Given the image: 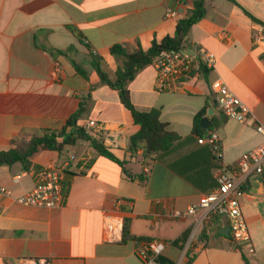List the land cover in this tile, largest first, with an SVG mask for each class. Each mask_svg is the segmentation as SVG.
<instances>
[{"label":"crops","instance_id":"crops-1","mask_svg":"<svg viewBox=\"0 0 264 264\" xmlns=\"http://www.w3.org/2000/svg\"><path fill=\"white\" fill-rule=\"evenodd\" d=\"M200 0H0V151L23 149L35 137L66 126L80 102L85 111L77 125H102L105 144L126 162L134 178L79 141L59 154L44 151L25 170L20 163L0 167V184L12 190L0 199V264L46 260L49 264H144L138 252L147 241L167 243L162 256L174 264H264V193H250L257 175L247 178L239 200L249 226V248L232 245L221 234L227 219H213L209 238L183 217L191 205L217 187L221 170H231L241 156L264 141L256 124L264 123V0H203L205 16L192 26L184 49L201 47L215 58L207 74H193L168 89H156L153 65L141 69L128 87L140 111L158 108L161 120L180 139L155 159L124 153L139 131L116 89L103 84L90 52L113 78L121 59L110 49L148 50L154 40L174 36L177 23ZM170 8L175 16L167 17ZM94 52V53H93ZM75 62L87 74H79ZM57 70V71H56ZM221 78L253 112L240 123L224 116L212 82ZM213 114L208 116V111ZM198 113L216 126L220 154L200 144L194 133ZM74 160L66 165V160ZM63 167L64 203L58 208L23 205L16 196L34 184L33 170ZM144 174L143 181L138 178ZM262 176V175H261ZM264 186V174H263ZM129 238L119 241L124 221ZM113 231L114 235L110 233ZM185 236L186 242L172 243ZM143 240V241H140Z\"/></svg>","mask_w":264,"mask_h":264},{"label":"built area","instance_id":"built-area-1","mask_svg":"<svg viewBox=\"0 0 264 264\" xmlns=\"http://www.w3.org/2000/svg\"><path fill=\"white\" fill-rule=\"evenodd\" d=\"M167 17L175 16V12L168 8ZM254 41L264 43V34L254 36ZM94 53V52H93ZM215 63V58L201 47L193 50L181 49L163 51L154 58L151 65L157 72L156 89L164 91L173 83L188 78L193 74H203L202 67L210 69ZM57 71V70H56ZM212 89L216 95V102L220 112L228 119L244 123L255 119L252 110L240 99L221 78L212 82ZM94 129L96 134L104 135L103 127L95 121H89L84 127ZM256 130L264 136V123H257ZM200 144H208L216 154H220V138L216 132H210L199 137ZM74 156L66 160L69 165ZM264 174V141L256 148L244 153L236 166L231 170H221L217 175V187L204 195L197 203L191 205L183 217L194 220L197 228L204 230L213 219L224 217L230 228V241L233 246L254 250L250 244V231L243 214L239 195L248 177ZM33 186L15 197L23 205L58 208L64 203L65 197V172L63 167H41L33 170ZM12 190L0 184V199L11 197ZM167 243L163 241H147L139 250L138 255L144 264H158L155 259L166 250ZM19 264H49L46 260L35 261L21 260Z\"/></svg>","mask_w":264,"mask_h":264},{"label":"trees","instance_id":"trees-1","mask_svg":"<svg viewBox=\"0 0 264 264\" xmlns=\"http://www.w3.org/2000/svg\"><path fill=\"white\" fill-rule=\"evenodd\" d=\"M230 1L241 7L234 0ZM243 10L252 21L260 24L264 29V22L254 17L245 9ZM205 14L206 8L204 1H197L191 14L178 21L174 36H167L161 40H154L148 50H143L139 47L133 51H128L120 45L113 46L110 49L111 54L121 59V63L117 67L113 78L104 71L101 60L90 52V55L92 56L91 63L96 74L100 78V81L119 92L121 103L130 112L134 123L139 126V131L130 138V145L128 150H124V153L136 155L138 150L143 148V161H148L147 165H149L150 161L155 159L161 153H166L171 150L175 143L180 139V136L171 131L168 128L169 126L167 123L162 122L160 109L152 108L148 111L138 110L132 102L128 84L141 69L151 65L154 58L161 52L184 49V44L187 40L190 29L194 24L200 21ZM73 65L79 74L87 78L86 72H84L80 66L75 62H73ZM202 71L204 74H207L209 70L202 67ZM84 111L85 104L80 102L79 109L68 118L66 126L63 129L45 133L41 137L32 138L23 149L13 148L8 151H0V167L12 166L16 163H20L25 170H29L32 164L31 159L36 154L44 151H55L61 154L66 147L74 146L79 141H84L87 142L99 155L117 163L127 177L134 178V176L127 170L126 162L120 159L113 152L112 148L105 144L103 133L96 134L94 129H86L77 125V121ZM203 116L204 113H198L194 118V133L198 137L205 136L210 132H215L216 128L214 125H210L206 129L202 128L200 123ZM138 178L140 181H143L144 174L139 175ZM246 185L247 183L243 185L242 189H244ZM128 223L129 221L125 220L124 225L119 230V241L121 242H125L129 238ZM110 233L112 236L114 235L113 231ZM208 238L209 235L207 233V228H205L200 234L199 240L204 242L207 241ZM186 239L187 238L183 236L172 244L177 245L179 242L185 244ZM187 258L188 263L190 264L195 256L190 257L188 253ZM243 258L245 264H251L245 255H243ZM155 261L158 264H174L162 255L156 257Z\"/></svg>","mask_w":264,"mask_h":264},{"label":"water","instance_id":"water-1","mask_svg":"<svg viewBox=\"0 0 264 264\" xmlns=\"http://www.w3.org/2000/svg\"><path fill=\"white\" fill-rule=\"evenodd\" d=\"M213 114V110L208 111V116H211ZM201 127L206 129L209 127L210 120L208 117H204L201 119ZM252 188L249 190L250 193H257L259 187H261V191L264 193V186H263V177L262 176H256L252 183H251ZM221 234L229 237L230 236V228L227 227L226 229H223L221 231Z\"/></svg>","mask_w":264,"mask_h":264}]
</instances>
